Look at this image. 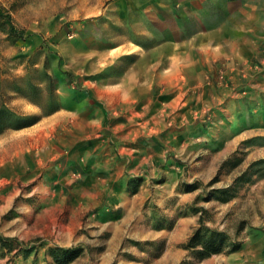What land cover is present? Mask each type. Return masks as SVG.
<instances>
[{"label":"rangeland","instance_id":"obj_1","mask_svg":"<svg viewBox=\"0 0 264 264\" xmlns=\"http://www.w3.org/2000/svg\"><path fill=\"white\" fill-rule=\"evenodd\" d=\"M10 9L14 33L0 14V264H55L56 246L83 249L69 264H264V0ZM232 66L245 83L213 99ZM203 209L237 250L198 260L138 237L142 214L158 227L196 216L192 234Z\"/></svg>","mask_w":264,"mask_h":264},{"label":"trees","instance_id":"obj_2","mask_svg":"<svg viewBox=\"0 0 264 264\" xmlns=\"http://www.w3.org/2000/svg\"><path fill=\"white\" fill-rule=\"evenodd\" d=\"M0 14L5 17L7 23L10 24V30L14 33L16 26L12 22V14H5L0 9ZM22 32V31H21ZM23 33V32H22ZM193 185L185 187V191H192ZM222 193H228L229 187H222L217 189ZM234 194L231 193L226 195L222 200L228 201L233 198ZM204 209L200 215V226L194 230L189 236L188 240L182 243L180 246L184 249L194 250L198 260L208 258L214 254L221 253L224 251H234L240 247V243H234L229 240L228 235L225 231H220L214 228L208 227L204 222ZM83 249L77 246H56L49 249V255L53 257L55 264H69L76 259Z\"/></svg>","mask_w":264,"mask_h":264},{"label":"crops","instance_id":"obj_3","mask_svg":"<svg viewBox=\"0 0 264 264\" xmlns=\"http://www.w3.org/2000/svg\"><path fill=\"white\" fill-rule=\"evenodd\" d=\"M16 0H0V9L5 14L11 13L14 14L13 11L10 9L12 4ZM182 39H186L185 37ZM178 46H182V42H178ZM243 42L238 44L234 50V53L236 56H239L240 58H243L245 55L242 48H243ZM180 53V52H179ZM228 74V83L226 84V88L219 87L217 88L218 92L216 91V94L213 95V99H234V96L231 95V92H234L233 90L237 89V87L243 85L245 83V76L246 74L243 73V71L239 68H236L232 66L229 70L226 71ZM230 74V75H229ZM230 84V85H229ZM262 85L261 83H259ZM229 85V86H228ZM231 91V92H229ZM141 213V210H140ZM151 217V216H150ZM156 216H152L154 219ZM146 217L142 214L140 218L137 220V226L136 231L140 233L138 236L139 238L145 239H151V240H160L166 242L168 244L170 241L178 243L179 247L182 248L180 245L183 242H186L191 235V229L192 226L196 223L197 217L192 215H183L179 216L175 220V222L171 226L162 225L161 227L141 223L142 220H144ZM160 221H164V218L159 219ZM162 243V242H161ZM184 249V248H183Z\"/></svg>","mask_w":264,"mask_h":264}]
</instances>
